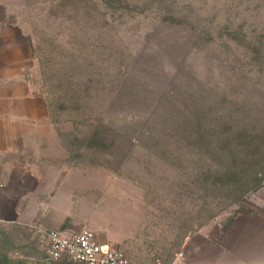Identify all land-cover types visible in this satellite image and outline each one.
<instances>
[{
  "label": "rangeland",
  "instance_id": "374dc122",
  "mask_svg": "<svg viewBox=\"0 0 264 264\" xmlns=\"http://www.w3.org/2000/svg\"><path fill=\"white\" fill-rule=\"evenodd\" d=\"M8 51L46 106L37 204L134 218L144 254L130 264L167 262L202 226L215 242L218 219L261 192L264 0H0ZM13 200L0 201V264H82L50 260L40 207L13 218L37 205ZM70 223L46 229L95 231Z\"/></svg>",
  "mask_w": 264,
  "mask_h": 264
},
{
  "label": "crops",
  "instance_id": "0c3cea01",
  "mask_svg": "<svg viewBox=\"0 0 264 264\" xmlns=\"http://www.w3.org/2000/svg\"><path fill=\"white\" fill-rule=\"evenodd\" d=\"M16 58L11 57L9 51L0 55V201L22 199L37 204L49 193V189L42 190L45 181L42 170L47 165L52 166L48 163L49 132L37 125L47 117V112L42 95L33 92L25 78L22 61ZM29 147L30 154L26 152ZM49 183L47 180L46 187ZM51 184L55 186L56 181ZM24 185L26 187L22 188ZM38 206L40 215L43 214L42 227L65 229L66 220L73 227L87 222L95 228L101 242L122 247L129 257L139 252L144 254L138 248L142 240L134 218L131 221L121 213L107 218L104 223L93 224L90 219L76 221L67 209L51 210L48 205L38 204L24 208L13 205L12 217L33 219ZM220 218L215 242L208 226L185 232L179 238L180 250H174L167 262L158 261V264H264V185L261 192L240 197ZM144 259L137 260L144 263Z\"/></svg>",
  "mask_w": 264,
  "mask_h": 264
},
{
  "label": "built area",
  "instance_id": "2783aa9c",
  "mask_svg": "<svg viewBox=\"0 0 264 264\" xmlns=\"http://www.w3.org/2000/svg\"><path fill=\"white\" fill-rule=\"evenodd\" d=\"M35 227L45 238L46 254L52 261L65 256L82 264H130L122 247L101 242L96 232L89 227H82L71 233L42 226Z\"/></svg>",
  "mask_w": 264,
  "mask_h": 264
}]
</instances>
